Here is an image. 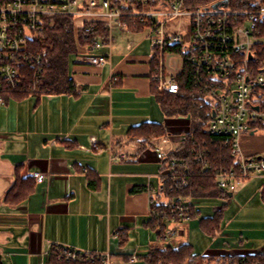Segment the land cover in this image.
Listing matches in <instances>:
<instances>
[{"label":"crops","instance_id":"1","mask_svg":"<svg viewBox=\"0 0 264 264\" xmlns=\"http://www.w3.org/2000/svg\"><path fill=\"white\" fill-rule=\"evenodd\" d=\"M145 30L149 29L130 25L123 30L116 23L111 46L92 51L109 55L110 64L91 65L76 57L70 68L75 83L71 93L11 95L0 104L11 130H20L28 141L18 149L0 142V255L4 264L9 253L30 264L42 255L50 256L54 246L111 252L118 263L128 256L130 240H134L131 234H140L138 238L149 234L148 190L158 189L164 175L155 148L163 145L173 152L182 140L165 131L145 145L130 133L133 126L155 122L159 110L163 111L154 93L153 56L137 51L139 34ZM252 146V152L243 149L249 155L264 153V147ZM35 172L46 173L45 180H32L25 197L9 200L13 185ZM237 191L227 195L235 197ZM225 195L189 197L196 216L193 221L198 224L199 204L218 200L213 205L216 212ZM117 233L124 235L123 243L120 238L117 243L110 240Z\"/></svg>","mask_w":264,"mask_h":264},{"label":"built area","instance_id":"2","mask_svg":"<svg viewBox=\"0 0 264 264\" xmlns=\"http://www.w3.org/2000/svg\"><path fill=\"white\" fill-rule=\"evenodd\" d=\"M217 2H220L218 7H214L216 2L196 5L189 0H125L121 6L111 0H0V104H5L6 97L16 92L50 93L42 84L43 57L31 50V40L39 37L46 23L58 17L73 18L75 27L91 39V49L79 54L77 60L105 65L111 63L110 56L92 51L111 46L113 26L117 23L128 30L129 23L122 19L129 17L153 35L152 56L157 57L153 80L159 91L178 93L181 89L175 76L164 74L168 46L182 44L185 52L192 53L195 86L214 105L215 116L206 130L221 139L233 159L227 167L217 168L213 173L214 184L226 193L224 198L229 197L227 194L237 191L245 181L258 176L264 178V155H249L243 149V135L256 132L264 124V65H253L259 48H264V2L253 9H235L228 1ZM174 20L178 32L169 28ZM183 28H186L185 35L180 33ZM92 144L97 146L95 137ZM155 150L164 175L158 189L148 190L151 220L157 225L193 220L187 200L172 199L169 203V198L163 197L167 188L173 191L188 185V174L180 171L186 161L170 159L172 151L163 145L156 146ZM194 156L203 172L208 171L206 151L198 149ZM46 176L43 172L33 173L38 182H43ZM259 192L264 200V184ZM160 194L166 205L162 208L157 201ZM225 205L223 201L216 211L223 210ZM216 235L220 232L216 231ZM119 238V233L110 236L116 243ZM51 252L67 261L148 264L136 253L128 254L117 263L111 252H77L60 246H54ZM256 255L247 264H264V247ZM0 264H4L1 255Z\"/></svg>","mask_w":264,"mask_h":264},{"label":"trees","instance_id":"3","mask_svg":"<svg viewBox=\"0 0 264 264\" xmlns=\"http://www.w3.org/2000/svg\"><path fill=\"white\" fill-rule=\"evenodd\" d=\"M113 4L121 6L125 0H111ZM220 0H189L196 5H205ZM264 0H228V4L235 9H253ZM133 29H143V24H137L129 17L123 18ZM105 32V30H104ZM91 44L90 35L75 27L71 17H58L46 23L40 31L39 37L31 40V50L42 55L45 66L42 79L43 87L52 94L71 93L75 89V83L71 76V65L74 59L83 52L89 51ZM169 50L179 52L184 55L183 70L176 75V80L180 83L181 89L178 93H167L159 91L154 84L156 94L163 112L166 116L188 115L191 120L189 131L185 134L180 146L170 153V159L185 160V166L180 171L188 174L189 180L186 187L176 190L164 191V196L168 197V202L172 199H184L189 197L194 199H212L224 195V191L214 184L213 173L217 168L227 167L232 162L229 149L225 147L221 139L209 133L206 128L213 121V103L208 99L207 94L201 92L194 83L195 70L191 65V52H185L182 44L168 46ZM157 57H152L153 71H155ZM254 66L264 65V48H259L257 59L253 61ZM13 96H25L27 92L12 93ZM264 129V124L259 129ZM130 133L138 136V139L145 145L154 137L165 134L164 126L157 122H144L138 126H133ZM198 149L205 150L210 167L203 172L197 163L194 153ZM19 178V177H18ZM36 181L33 176L22 178L21 182L15 183L9 190V200L16 197H25L32 188L30 182ZM165 182L171 183L170 180ZM169 187V186H168ZM158 207H165L162 195L158 197ZM160 203V204H159ZM191 207V204H189ZM191 215L195 218L193 208ZM224 211H216L212 217L199 219L198 225L208 233L215 234L219 231L220 220ZM152 228H159L160 235L166 229L165 222L157 225L150 220ZM124 235H120L123 243ZM148 264H200L204 256L196 254L190 244H182L178 247H156L150 249L145 255H140ZM206 258V257H205ZM257 258V255L231 256L218 259V264H247ZM49 264H101L100 261H67L65 258L52 253L49 257Z\"/></svg>","mask_w":264,"mask_h":264},{"label":"rangeland","instance_id":"4","mask_svg":"<svg viewBox=\"0 0 264 264\" xmlns=\"http://www.w3.org/2000/svg\"><path fill=\"white\" fill-rule=\"evenodd\" d=\"M170 30L178 32L176 20L170 22ZM186 28L180 33L186 34ZM149 30L139 34L141 39L138 47V53L152 54V43ZM165 76L176 77L183 70L184 55L167 49L164 55ZM160 108H158L159 110ZM159 118L155 120L158 123L165 124V131L176 140H182L189 131L191 120L188 115L165 116L160 109ZM8 114L0 109V142H4L7 148H20L27 141L26 136L22 137L20 130H11L8 123ZM264 147V129H258L255 134L250 132L243 135V146L248 147L249 152L253 151V146ZM261 155H264L261 154ZM264 184L262 176L254 177L246 181L243 187H240L235 197H226L227 205L224 206V213L220 220V235H213L202 229L197 222L193 220H181L178 223L166 221L164 234L160 235L159 228L146 227L149 234L138 238L140 234H131L128 254L136 253L138 255L147 254L150 249L160 247H178L182 244H190L196 254L201 257L200 264H218L219 258L231 256H250L256 255L264 247V204L260 200L258 190ZM166 198V196H163ZM230 200V202H229ZM197 206L199 219L212 217L215 215L214 204L220 201L205 200ZM193 218V217H192ZM133 241V242H132ZM216 242H221V246ZM49 254L39 257L38 261L30 264H49ZM206 257V258H205ZM5 264H28L20 262L13 254L5 257Z\"/></svg>","mask_w":264,"mask_h":264},{"label":"water","instance_id":"5","mask_svg":"<svg viewBox=\"0 0 264 264\" xmlns=\"http://www.w3.org/2000/svg\"><path fill=\"white\" fill-rule=\"evenodd\" d=\"M222 1L227 2L228 0H222ZM219 3H220V2H216V3L214 4V7H218ZM213 116H215V112H213Z\"/></svg>","mask_w":264,"mask_h":264}]
</instances>
